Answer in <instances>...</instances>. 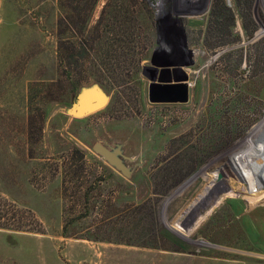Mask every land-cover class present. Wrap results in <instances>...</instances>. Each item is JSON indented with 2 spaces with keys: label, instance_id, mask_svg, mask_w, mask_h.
<instances>
[{
  "label": "rangeland",
  "instance_id": "374dc122",
  "mask_svg": "<svg viewBox=\"0 0 264 264\" xmlns=\"http://www.w3.org/2000/svg\"><path fill=\"white\" fill-rule=\"evenodd\" d=\"M154 56L186 103H149ZM0 264H264V0H0Z\"/></svg>",
  "mask_w": 264,
  "mask_h": 264
},
{
  "label": "water",
  "instance_id": "95a60500",
  "mask_svg": "<svg viewBox=\"0 0 264 264\" xmlns=\"http://www.w3.org/2000/svg\"><path fill=\"white\" fill-rule=\"evenodd\" d=\"M167 59L154 56L151 65L142 70L148 83V101L152 104H183L188 101V76L182 69L170 70ZM109 102L105 90L98 84L83 86L75 95L67 113L73 118H84L104 109ZM94 151L113 166L123 170L119 158L100 144H95Z\"/></svg>",
  "mask_w": 264,
  "mask_h": 264
},
{
  "label": "trees",
  "instance_id": "16d2710c",
  "mask_svg": "<svg viewBox=\"0 0 264 264\" xmlns=\"http://www.w3.org/2000/svg\"><path fill=\"white\" fill-rule=\"evenodd\" d=\"M60 47H62V49H64V50H66L64 47H63V43H62V41H60ZM61 48H58V58H59V61H60V63H59V65L61 66L62 65V60H63V54H61ZM75 69H77V68H74V70ZM77 71V70H76ZM78 72V71H77ZM100 80V81H99ZM99 80H96V79H94L93 80V82L91 81V80H89V78L84 74V71H81V72H79L78 74H77V76H76V79L75 80H72L71 81V84H70V86H71V89H70V93L71 94H74V93H78L79 92V90H80V88L81 87H83V85L84 86H90V85H92V84H100V86H102V80L101 79H99ZM90 81H91V83H90ZM90 83V84H89ZM104 88V87H103Z\"/></svg>",
  "mask_w": 264,
  "mask_h": 264
},
{
  "label": "bare ground",
  "instance_id": "6f19581e",
  "mask_svg": "<svg viewBox=\"0 0 264 264\" xmlns=\"http://www.w3.org/2000/svg\"><path fill=\"white\" fill-rule=\"evenodd\" d=\"M190 86V85H189ZM262 125H263V122H261V123H259L256 127H254V128H252V130L251 131H249L248 132V134H247V136H246V138L241 142V143H239L238 145H237V148L236 149H234L233 151L234 152H232L233 154L236 152V151H238V150H240V149H247V148H249L250 146H254L255 148H253V149H249V151H248V153H247V155H249V154H252V152H257V150H258V147H256L255 146V144H256V141H255V136H256V133H257V131L259 130V128H261L262 127ZM261 145V144H260ZM262 148V147H261ZM233 149V148H232ZM245 155V154H244ZM236 156V155H235ZM240 157V156H239ZM242 159H243V157H241ZM250 158H251V156H250ZM249 158V159H250ZM244 159H245V157H244ZM242 161V160H241ZM246 166V168H250V164L248 163V162H245L244 163V167ZM243 167V168H244Z\"/></svg>",
  "mask_w": 264,
  "mask_h": 264
}]
</instances>
